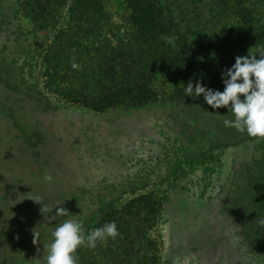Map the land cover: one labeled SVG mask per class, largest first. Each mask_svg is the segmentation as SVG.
<instances>
[{"label": "rangeland", "instance_id": "rangeland-1", "mask_svg": "<svg viewBox=\"0 0 264 264\" xmlns=\"http://www.w3.org/2000/svg\"><path fill=\"white\" fill-rule=\"evenodd\" d=\"M102 4L120 24L124 0ZM16 8L0 0V264H44L65 219L91 225L100 209L140 194L160 202L148 231L160 264H264L260 241L249 246L244 235L257 228L252 238L264 237V138L225 133L219 125L232 118L222 111L206 121L204 109L194 121L165 98V77L159 99L140 107L64 102L44 84L36 55L49 32ZM31 196L56 206L50 215L64 207L69 216L45 219Z\"/></svg>", "mask_w": 264, "mask_h": 264}, {"label": "trees", "instance_id": "trees-1", "mask_svg": "<svg viewBox=\"0 0 264 264\" xmlns=\"http://www.w3.org/2000/svg\"><path fill=\"white\" fill-rule=\"evenodd\" d=\"M124 2L127 12L116 24L102 0H15L17 12L49 32L36 55L50 91L66 103L95 111L140 107L159 99L165 77L172 86L165 98L187 110L194 121L204 118V109L206 121L221 111L233 119L229 109H214L203 94L186 96L185 89L189 81L193 87L199 81L223 91L222 73L235 57L264 47V0ZM62 9L65 19L60 22ZM73 57L81 70L72 68ZM221 126L225 133L230 128ZM159 208L157 196L140 194L100 209L85 230L115 221L120 234L95 249L79 247V264H160L157 242L148 236ZM244 232L249 246L260 241L264 251V237L252 238L254 232L260 234L257 228Z\"/></svg>", "mask_w": 264, "mask_h": 264}, {"label": "clouds", "instance_id": "clouds-1", "mask_svg": "<svg viewBox=\"0 0 264 264\" xmlns=\"http://www.w3.org/2000/svg\"><path fill=\"white\" fill-rule=\"evenodd\" d=\"M72 68L81 70L74 57ZM222 80L225 85L223 91L207 88L199 81L193 87V83L189 81L185 94L192 96L194 92L197 97L203 94L204 100L214 109L227 107L234 119H225V127L235 128L240 133L247 132L251 137L264 138V47L258 48L255 53L249 51L246 56H236L235 63L222 73ZM43 179L46 183L53 181V177L47 173ZM28 198L42 204L40 212L45 219L55 220L57 217L69 216V210L64 207L56 208L55 214L50 215L56 206L48 207L40 196ZM258 223L264 226V219H260ZM119 234L115 221L86 231L82 221L65 219L51 232L53 240L48 246L46 264H79V256L76 254L79 247L95 249L98 244L105 243L109 238L114 240ZM39 236V232L33 229L34 245L38 243Z\"/></svg>", "mask_w": 264, "mask_h": 264}]
</instances>
